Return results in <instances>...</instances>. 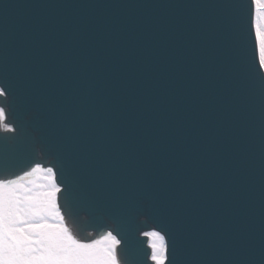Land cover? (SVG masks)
I'll use <instances>...</instances> for the list:
<instances>
[{
    "label": "snow or ice",
    "instance_id": "obj_1",
    "mask_svg": "<svg viewBox=\"0 0 264 264\" xmlns=\"http://www.w3.org/2000/svg\"><path fill=\"white\" fill-rule=\"evenodd\" d=\"M245 15L243 0H0V264H121L141 213L162 225L155 264H264V0L251 55ZM29 128L57 166L4 178ZM62 192L70 218L87 205L113 230L82 242Z\"/></svg>",
    "mask_w": 264,
    "mask_h": 264
},
{
    "label": "water",
    "instance_id": "obj_2",
    "mask_svg": "<svg viewBox=\"0 0 264 264\" xmlns=\"http://www.w3.org/2000/svg\"><path fill=\"white\" fill-rule=\"evenodd\" d=\"M245 5V32H246V44L249 55H251L253 40L250 33H248L249 17L248 10L252 5V0H243ZM14 123L18 122L19 114L8 118ZM30 133V135H29ZM5 136H12L11 133H0ZM39 133L35 128H29L27 130L21 129V131L14 137L13 145L9 154L10 158V171L5 173L8 175L24 174L32 170L36 164L49 165L56 168L57 162L54 155L49 151L47 146L38 139ZM56 179L58 184L63 180V176L57 171ZM62 186V184H61ZM60 206L63 209L67 218L71 221L74 219L78 225V231L81 234H85L87 231H94L97 237H101L107 233L109 229L113 230L114 225L108 218L98 219V213H96L91 207L87 205H81L73 208L72 217L70 218L65 211L63 204V192L60 194ZM155 227L159 231H162V225L155 214L141 213L135 215L126 227L121 231L118 236L121 239L120 256L125 264V261L136 259L137 264H153L150 259V248L147 244V237L141 235L143 230L150 231ZM152 230V229H151ZM147 231H143L147 232ZM115 234H117L114 231ZM83 239H89V242L94 240V236L88 235L82 236ZM169 243H171L169 239ZM150 245V244H149Z\"/></svg>",
    "mask_w": 264,
    "mask_h": 264
},
{
    "label": "bare ground",
    "instance_id": "obj_3",
    "mask_svg": "<svg viewBox=\"0 0 264 264\" xmlns=\"http://www.w3.org/2000/svg\"><path fill=\"white\" fill-rule=\"evenodd\" d=\"M4 124H6L5 121H0V126H1L2 128H3V125H4ZM38 174H39V173H38ZM38 174H37V175H38ZM65 223H66V225H67L70 229L73 230V234H74L78 239H81L82 242H86V243L89 242V239H83V238H82V235L79 234L78 230H77L76 228L73 227V224H72L69 220L66 219V220H65ZM151 232H154V230L152 229V230H150V231H147V232L142 233L143 235H146L147 237H149V239H150V242H149L150 246H151V244H152V242H153V239H154L151 235H149V233H151ZM88 235L93 236L92 233H88ZM151 248H152V247H151ZM152 250H153V249H152ZM117 255H118V257H120V256H119V252H118V248H117ZM121 264H122V262H121Z\"/></svg>",
    "mask_w": 264,
    "mask_h": 264
},
{
    "label": "rangeland",
    "instance_id": "obj_4",
    "mask_svg": "<svg viewBox=\"0 0 264 264\" xmlns=\"http://www.w3.org/2000/svg\"><path fill=\"white\" fill-rule=\"evenodd\" d=\"M42 173H40V175L38 176L37 180H40V178L42 177Z\"/></svg>",
    "mask_w": 264,
    "mask_h": 264
}]
</instances>
